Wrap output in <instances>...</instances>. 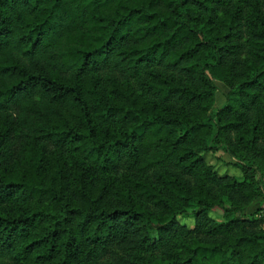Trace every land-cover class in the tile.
<instances>
[{
	"label": "trees",
	"instance_id": "trees-1",
	"mask_svg": "<svg viewBox=\"0 0 264 264\" xmlns=\"http://www.w3.org/2000/svg\"><path fill=\"white\" fill-rule=\"evenodd\" d=\"M0 264H264V0H0Z\"/></svg>",
	"mask_w": 264,
	"mask_h": 264
},
{
	"label": "rangeland",
	"instance_id": "rangeland-1",
	"mask_svg": "<svg viewBox=\"0 0 264 264\" xmlns=\"http://www.w3.org/2000/svg\"><path fill=\"white\" fill-rule=\"evenodd\" d=\"M218 92L216 96V108H220L225 102V95L228 93L227 88L222 83H217ZM206 161L214 167L220 175H232L237 178L242 177V173L234 167V161L225 153L218 152L215 154L209 153L205 155ZM255 209L250 208L246 210V214H251ZM211 217L217 221L221 218L216 214L212 213ZM181 222L192 228L194 226L193 220L190 218H181Z\"/></svg>",
	"mask_w": 264,
	"mask_h": 264
},
{
	"label": "crops",
	"instance_id": "crops-1",
	"mask_svg": "<svg viewBox=\"0 0 264 264\" xmlns=\"http://www.w3.org/2000/svg\"><path fill=\"white\" fill-rule=\"evenodd\" d=\"M261 202H262V200H259V201H257L252 207H250V208H253V209H257L260 205H261ZM249 208V209H250Z\"/></svg>",
	"mask_w": 264,
	"mask_h": 264
}]
</instances>
